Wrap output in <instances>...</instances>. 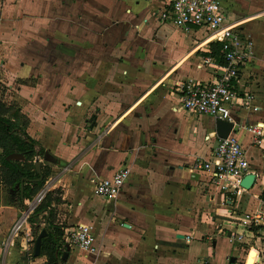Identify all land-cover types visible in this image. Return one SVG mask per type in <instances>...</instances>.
I'll return each instance as SVG.
<instances>
[{"label": "crops", "instance_id": "obj_1", "mask_svg": "<svg viewBox=\"0 0 264 264\" xmlns=\"http://www.w3.org/2000/svg\"><path fill=\"white\" fill-rule=\"evenodd\" d=\"M166 2L0 0L4 102L44 149L32 161L49 168L45 182L59 198L50 205L62 239L78 223L94 237L87 253L62 244L68 254H59L60 264H264V237L255 230L246 243L231 239L228 205L209 174L192 168L220 137L215 118L181 106V88L221 72L220 42L203 27L162 20ZM223 7L251 53L234 82L230 132L254 178L234 205L264 209V135L253 144L247 130L264 125V0H224ZM8 158L23 162L19 153ZM124 165L130 171L117 197L98 196L95 182ZM26 199L0 181V264L25 258L22 234L8 246L2 239ZM45 223L30 221L38 264L47 259L34 254Z\"/></svg>", "mask_w": 264, "mask_h": 264}, {"label": "built area", "instance_id": "obj_2", "mask_svg": "<svg viewBox=\"0 0 264 264\" xmlns=\"http://www.w3.org/2000/svg\"><path fill=\"white\" fill-rule=\"evenodd\" d=\"M223 1L167 0L159 16L162 20H169L185 30L203 27L209 39L220 42L221 57L224 61L221 72L208 81H188L181 88L180 103L191 114L204 113L215 119L230 121L231 105L239 99L234 82L237 81L239 71L251 53L249 39L240 33L239 24L228 17ZM247 130L252 137L251 143L261 144L264 125L249 124ZM192 168L209 174V183L221 194L222 203L228 205L227 214L235 225L231 239L246 243L255 230L264 237V209L258 207L252 211L239 212L234 205L236 199L247 189L242 185V180L251 170L246 151L232 132L218 138L208 156L195 159ZM129 171V166L124 165L110 177L97 180L95 193L104 199L114 200ZM49 186L50 181L47 180L31 198L26 199L4 243L8 246L21 234L24 236L22 254L25 258L20 264H38L34 262L29 219L50 190ZM93 239L90 227L78 223L64 228L62 244L65 247H79L87 253L94 249Z\"/></svg>", "mask_w": 264, "mask_h": 264}, {"label": "trees", "instance_id": "obj_3", "mask_svg": "<svg viewBox=\"0 0 264 264\" xmlns=\"http://www.w3.org/2000/svg\"><path fill=\"white\" fill-rule=\"evenodd\" d=\"M11 107L0 100V181L14 190L19 200L31 198L44 184L49 168L40 165L38 172L32 161L33 157L43 156V147L31 138L24 128L8 116ZM17 113L14 115L16 116ZM11 153L23 156V162L9 159ZM53 191H48L41 203L30 217V221L43 220L46 235L41 239L40 252L46 255V264H60L58 256L62 253V229L54 223V210L51 201L58 202L59 198L52 196ZM264 199V189L261 194Z\"/></svg>", "mask_w": 264, "mask_h": 264}, {"label": "water", "instance_id": "obj_4", "mask_svg": "<svg viewBox=\"0 0 264 264\" xmlns=\"http://www.w3.org/2000/svg\"><path fill=\"white\" fill-rule=\"evenodd\" d=\"M215 127H216L217 135L219 137H225V136H227V134L230 132V130L232 128V122H230L228 120H223V119H216ZM34 164H35L36 170L39 172L40 171L39 162L35 161ZM253 178H254V174L249 173L248 175H246L243 178L242 185L246 188L250 187V185L253 183ZM45 234H46V230L42 229L41 232L36 237V240L34 243V254L35 255L39 254V252H40L41 238L43 236H45ZM67 254H68L67 250L63 251L60 259L65 260L67 257Z\"/></svg>", "mask_w": 264, "mask_h": 264}, {"label": "rangeland", "instance_id": "obj_5", "mask_svg": "<svg viewBox=\"0 0 264 264\" xmlns=\"http://www.w3.org/2000/svg\"><path fill=\"white\" fill-rule=\"evenodd\" d=\"M3 83H1L0 84V100L1 101H6V102H8V100L7 99H5L4 98V95L5 94H7V93H10V92H8L9 90L7 89V87L6 86H4V85H2ZM7 89V90H6ZM5 102V103H6ZM8 116H12V112H11V110L8 112ZM0 154H1V149H0ZM21 210V209H20ZM17 218H18V216H17ZM17 218L13 221V223L17 220ZM30 222V221H29ZM12 223V224H13ZM11 227H12V225H11ZM11 227L9 228V230L7 231V233L4 235V237H3V239H2V243L4 244L6 241H7V238H8V236H9V233H10V229H11Z\"/></svg>", "mask_w": 264, "mask_h": 264}, {"label": "bare ground", "instance_id": "obj_6", "mask_svg": "<svg viewBox=\"0 0 264 264\" xmlns=\"http://www.w3.org/2000/svg\"><path fill=\"white\" fill-rule=\"evenodd\" d=\"M252 250V249H251ZM247 263L250 264V261L247 259Z\"/></svg>", "mask_w": 264, "mask_h": 264}]
</instances>
